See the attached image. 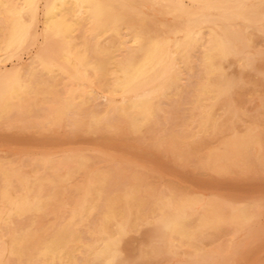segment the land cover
Instances as JSON below:
<instances>
[{"label":"bare ground","instance_id":"bare-ground-1","mask_svg":"<svg viewBox=\"0 0 264 264\" xmlns=\"http://www.w3.org/2000/svg\"><path fill=\"white\" fill-rule=\"evenodd\" d=\"M156 16L161 18L158 23ZM263 21L264 0H0V122L11 130L71 126L100 132L99 136L120 131L130 135L155 120V101L167 103L178 97L180 107L168 103L171 120L160 123L156 119V146H167L173 156L185 158L189 167L208 175L233 179L263 175L264 97L255 103L263 120L255 117L260 122H254L250 117L254 123L240 124L241 130L228 132L229 127L219 126L226 122L217 123L214 110L216 99L229 95L237 77L221 62L230 65L245 55L248 46L245 28L238 23L247 27ZM217 76L220 84L214 80ZM198 135L208 138L197 144L193 140ZM0 152V262L7 258L11 264H115L123 255L121 240L142 222L152 227V238L173 256L172 264H236L240 249L255 237V231L264 230V198L248 201L218 191H191L189 186L190 191L174 189L176 185L154 191L149 187L154 184L121 167L119 178L113 180L116 173L109 166L105 171L102 165L101 170L90 167L95 163L93 156L78 148L54 151L60 155L46 149L21 155L16 150ZM96 153L100 160L118 164V158L99 149ZM36 216L45 219L39 227ZM92 232L97 234L94 244Z\"/></svg>","mask_w":264,"mask_h":264},{"label":"rangeland","instance_id":"rangeland-1","mask_svg":"<svg viewBox=\"0 0 264 264\" xmlns=\"http://www.w3.org/2000/svg\"><path fill=\"white\" fill-rule=\"evenodd\" d=\"M160 17H155L154 18V20H155V22H159L160 21ZM239 24V26H240V28L244 31V28H245V32H244V34H245V36H246V39H247V44H248V46L247 47H245L244 48V52H245V55L244 56H239L238 58H235V59H233L232 60V62H231V64L230 65H228L229 64V62H225V61H222L221 63L223 64L222 65V67L224 68L225 66V70H228L230 73H233V75L236 77L235 78V81H234V84H233V86H232V89H231V92L229 93V95H222V96H220V97H218L217 99H216V101H215V105H214V110L216 111L215 112V116H216V118H217V123H219L220 124V122H219V120L221 121V123H225V124H220L219 126H221L222 128L223 127H229V128H227V130H228V132H229V130H230V132H232V131H234V130H236V129H239V130H241L242 129V126H243V124H245V123H247V124H253L256 120H258V118H255V117H260V118H262L261 117V114H259V112H257L256 110H259V109H257V102H258V99L259 98H263L264 97V58L262 57V55L264 56V32L263 31H261V30H263L264 29V21L263 22H261L260 24H261V26H260V24L257 26L256 24H249L247 27L246 26H244L241 22H239L238 23ZM242 26V27H241ZM263 27V28H262ZM250 29V30H249ZM253 29H254V31H253ZM256 29V30H255ZM256 31V32H255ZM252 32V33H251ZM263 32V33H262ZM255 33H256V35H257V37H255L256 35H255ZM259 35H258V34ZM262 33V35H260ZM253 34V35H252ZM249 37V38H248ZM253 37V38H252ZM262 37V38H261ZM252 39V40H251ZM255 39H257V40H255ZM263 39V40H262ZM261 40V41H260ZM251 41H252V43H251ZM257 43H256V42ZM259 42V43H258ZM256 43V44H255ZM238 45L239 46H241L239 43H238ZM250 46L252 47V48H250ZM261 46H262V48H261ZM256 47H258V48H255ZM254 48V49H253ZM248 50V51H247ZM251 54H250V53ZM249 54V55H248ZM250 55H251V57H250ZM252 55H254V56H252ZM248 56V57H247ZM241 58V59H240ZM242 58L244 59L243 61H242ZM247 58H248V60H247ZM260 59V61H259V59ZM245 59L247 60V61H245ZM256 59V60H255ZM241 60V61H240ZM262 60V61H261ZM256 61V62H255ZM237 62V63H236ZM240 63H241V65H240ZM242 63H243V65H242ZM225 64V65H224ZM227 64V65H226ZM233 64V65H232ZM234 64H235V66H234ZM257 64V65H256ZM238 65V66H237ZM250 65V66H249ZM242 66V67H241ZM246 66L247 67H249L248 68V70H247V68H246ZM258 66H260V69H259V67ZM237 67V68H236ZM246 69H245V68ZM257 67V68H256ZM230 68H231V70H230ZM235 68V69H234ZM263 68V69H262ZM238 69V70H237ZM235 70V71H234ZM242 70L245 72H242ZM250 70V71H249ZM253 70V71H252ZM247 71H248V73H247ZM237 72V73H236ZM240 72V73H239ZM242 72V73H241ZM249 72H250V74H249ZM251 73H253V75L251 74ZM260 74V76L262 75V77H260L259 76V74ZM237 74V75H236ZM257 74V75H256ZM243 76H245V77H243ZM250 76V77H249ZM252 77V78H251ZM220 78V76H217V78H214V80H215V82L217 83L218 82V84H220L222 81H219L218 79ZM260 80H259V79ZM263 78V79H262ZM247 79L250 81H247ZM253 80V82L251 81V80ZM258 79V80H257ZM217 80V81H216ZM220 80H221V78H220ZM245 80V81H244ZM238 81V82H237ZM255 81V82H254ZM262 81V82H261ZM249 82V83H248ZM259 82H261V83H259ZM251 83V84H250ZM254 83H255V87H254ZM249 84V86H251L250 88H251V91H250V88L249 87H247L246 85H248ZM259 85V86H258ZM238 86H240V88L238 87ZM253 86V87H252ZM261 86V88H259ZM243 88L245 89V88H247V90L245 89V90H243ZM249 88V89H248ZM254 88V89H253ZM258 88V89H257ZM238 89H241V91L239 90L238 91ZM259 89H261V90H259ZM233 90V91H232ZM248 90H249V92H248ZM252 90H254V91H252ZM237 91V92H236ZM245 91H246V93H245ZM233 92H234V95H233ZM242 92H243V95H242ZM248 92V93H247ZM257 92H259V93H257ZM235 93H237V94H235ZM240 93H241V95H240ZM246 95H245V94ZM251 93V94H250ZM249 94V95H248ZM252 94H254V95H252ZM257 94H260V95H257ZM233 96V97H232ZM243 97V98H241V97ZM248 96V97H247ZM231 97V98H230ZM247 97V98H246ZM227 98V99H226ZM237 98H238V100H237ZM241 98V99H240ZM250 98V99H249ZM173 99V100H172ZM176 99V100H175ZM224 99H226V100H224ZM256 99V100H255ZM169 101H170V104H172L173 106L174 105H176V107L175 108H178V106L180 107V102L178 101L179 100V98L178 97H173V98H169L168 99ZM167 100V101H168ZM228 100H230L229 102H228ZM263 100H264V98H263ZM169 101L167 102V103H165L164 101H162V100H160V101H155V103H154V110H155V120L154 121H151V122H149V123H147L142 129H141V132H137V133H131L130 132V135H129V132H124V134H123V132L122 131H120V132H116V133H114L113 135H106V134H104V136L103 135H100L99 136V134H100V132L98 133V132H95V133H92V132H89V131H85V129H78V128H74V127H71V126H64L66 129L64 130V127H61L60 128V130L58 129V128H51V129H49V130H46V129H39V128H31L30 130L29 129H22L21 127H16V129H13V130H11V129H9L6 125H5V123H2L1 124V122H0V138H2V140H0V151L1 150H7V152H9V151H12V150H16L17 152H18V154L19 155H21V154H30V153H34V152H37V151H44L45 149L46 150H48V151H51V152H54V151H59V150H65V149H69V148H78V149H83V150H87L92 156H93V160L95 161V163L93 164L92 162L90 163V167H94V166H96V167H98V169H100V167H101V165H102V167H101V169L102 170H106V168H107V170L110 168V171H112V172H115L116 173V175L113 173V175H115V176H113V180L114 179H117V178H119V174H117L118 173V169H119V167H121L120 169H124V168H129V170H132V171H136L140 176H141V178L143 179V181L144 182H147V184L149 183V184H154V185H152V186H150L149 185V187L150 188H153V190L155 191H160V189L162 190V189H164L165 188V186H167V187H171V188H174L175 187V185H176V187L174 188V189H180V187H181V189H188L187 191H190L189 189L191 188V191L192 190H200V191H203L204 193H206V194H212V193H216L217 191V193L218 194H222V195H225L226 197H233V198H237V197H243V198H246L248 201H251V199H254V198H264V188H263V186H264V183L262 184V186H258V185H260L261 183H262V181L264 182V177H261V176H264V174L262 175V174H257V175H253V178L251 177V175L249 174V175H246V176H239V178L238 177H234V179L232 178V177H219V176H216V175H214L213 173V175L212 174H210L211 172H209V175L207 174V171H205V172H201L199 169H197L196 171H195V169L192 167L191 168V165H190V167L188 166L189 164V162H188V160L186 161V159L185 158H183L182 160H181V158H176L175 156H173L170 152H169V150H168V148H167V150H166V147L167 146H162L161 148H159L158 146H156L155 144V142H156V139H157V137H158V134H157V131L159 130V126H158V122L156 121V119H158V121L160 122V123H163L164 121H167V120H171V115H172V111H170V113L168 112L169 110H171V108H169L170 106H169ZM219 101V102H218ZM222 101H224V102H222ZM238 101H239V103H238ZM254 101V102H253ZM156 102H157V104H156ZM220 102H222L221 104H220ZM227 102V103H226ZM244 102V103H243ZM218 103V104H217ZM225 103V104H224ZM238 103V104H237ZM243 103V104H242ZM256 103V104H255ZM160 104V105H159ZM231 104V105H230ZM156 105V106H155ZM230 105V106H229ZM239 105V106H238ZM244 105V106H243ZM165 106H167V107H165ZM224 106V107H223ZM229 106V107H228ZM244 108V109H242V107ZM246 106V107H245ZM232 107H233V110H234V112H233V110H232ZM221 108H222V110H221ZM251 108H252V110H251ZM255 108H256V110H255ZM169 109V110H168ZM218 109V110H217ZM227 109H228V111H227ZM229 109H230V111H229ZM240 109V110H239ZM252 111H250V110ZM175 111H177V109L175 110ZM224 111H225V113H224ZM236 111H238V112H236ZM244 111V112H243ZM168 112V113H167ZM178 112V111H177ZM228 112L230 113V114H228ZM236 112V113H235ZM251 115V114H253L254 116H250L248 113ZM253 112H255V113H253ZM223 113V114H222ZM218 114V115H217ZM221 114V115H220ZM225 114V115H224ZM233 114H234V116H233ZM245 114H246V116H245ZM257 114H259V115H257ZM256 115V116H255ZM222 116V117H221ZM230 116H231V118H230ZM224 117V118H223ZM235 117V118H234ZM252 118V120L254 119H256L253 123L251 122V118ZM221 118H223V119H226V120H222ZM245 118V119H244ZM247 118H249V119H247ZM238 119V120H237ZM243 120H244V122H243ZM249 120V121H248ZM263 120V118L260 120V121H262ZM231 123H230V122ZM238 121V122H237ZM241 121V122H240ZM259 121V120H258ZM258 121H256V122H258ZM259 121V122H260ZM236 122V123H235ZM157 123V124H156ZM160 123H159V125H160ZM229 124H231L232 125V128H231V125H229ZM237 124L239 125L238 127H237ZM242 126H241V125ZM222 125H224V126H222ZM3 127H5V128H3ZM7 127V128H6ZM194 126H192L190 129L191 130H195V127L193 128ZM241 127V128H240ZM6 129H8V130H6ZM19 129V130H18ZM145 129V130H144ZM233 129V130H232ZM38 130V131H37ZM52 130V131H51ZM69 130V131H68ZM82 130H84L83 132H81ZM151 130V131H150ZM224 130L225 131H227L225 128H224ZM238 130V131H239ZM2 131V132H1ZM6 131V132H5ZM28 131V132H27ZM58 131V132H57ZM73 131V132H72ZM145 131V132H144ZM11 132V133H10ZM46 132V133H45ZM57 132V133H56ZM75 132V133H74ZM122 132V133H121ZM149 132V133H148ZM227 132V133H228ZM36 133V134H35ZM52 135H51V134ZM68 133V134H67ZM74 133V134H73ZM77 133V134H76ZM92 133V134H91ZM127 133V134H126ZM151 133V134H150ZM9 136H8V135ZM49 134V135H48ZM81 134H82V136H81ZM119 134V135H118ZM121 134V135H120ZM148 134V135H147ZM153 134H154V137H153ZM1 135H2V137H1ZM17 135V136H16ZM43 135H44V137H43ZM90 136V137H87V136ZM92 135V136H91ZM138 135H140V136H138ZM12 138H11V137ZM13 136H15V137H13ZM18 136L19 137H22V138H19L18 139ZM34 136V137H33ZM39 136V137H38ZM48 136V137H47ZM52 136H54V138L52 137ZM68 136V137H67ZM69 136H70V138H69ZM95 136V137H94ZM126 138H125V137ZM133 136V137H132ZM6 137V138H5ZM7 137L9 138L8 140H7ZM31 137V138H30ZM42 137V138H41ZM52 137V138H51ZM64 137V138H63ZM80 137V138H79ZM86 137H87V139H86ZM92 137V138H91ZM101 137V138H100ZM105 139H104V138ZM114 137V138H113ZM142 137V138H141ZM208 138V136H200V135H198V136H196L195 138H194V140L193 141H195V142H197V144L198 143H201V142H199V140H201V139H203V140H206V138ZM5 138V139H4ZM13 138H16V141L13 139ZM58 138V139H57ZM68 138V139H67ZM96 138V139H95ZM112 140H111V139ZM117 138V139H116ZM129 138V139H128ZM24 139V140H23ZM60 139V140H59ZM102 139H103V141H102ZM127 139V140H126ZM136 139V140H135ZM141 139V140H140ZM151 139V140H150ZM152 139H154V140H152ZM6 140V141H5ZM34 140H36V141H34ZM57 140V143L55 142V141ZM72 140H74V141H72ZM78 140L80 141V142H78ZM120 140V141H119ZM203 140H201V141H203ZM22 141V143H20ZM31 141V142H30ZM33 141V142H32ZM38 141H40V142H38ZM58 141H60V142H58ZM74 142V145H72V142ZM93 141V142H92ZM106 141V142H105ZM112 142V144H111V142ZM137 141V142H136ZM140 141H141V143L142 144H140ZM10 142V143H9ZM13 142V143H12ZM28 142V143H27ZM82 142H84L83 143V145H81V143ZM113 142H115V144L116 145H113L114 143ZM125 142H128V143H125ZM134 142V143H133ZM137 143V145L138 144H140V145H136V143ZM143 142H144V144H143ZM150 142V143H149ZM153 142V143H152ZM4 143V144H3ZM70 145H69V144ZM77 143V144H76ZM86 143V144H85ZM95 143H96V145H95ZM103 143V144H102ZM155 143V144H154ZM11 144V145H10ZM12 144H14V146L12 145ZM26 144V145H25ZM29 144V145H28ZM46 144V145H45ZM50 144H52L53 146H54V144H55V146L57 145V144H59V145H57L56 147L54 146V147H52V146H48V145H50ZM64 144V145H63ZM66 144V145H65ZM91 144V145H90ZM110 144V145H109ZM120 144V145H119ZM123 144H125V145H123ZM127 144V145H126ZM131 144V145H130ZM150 144V145H149ZM23 145H25V146H23ZM45 145V146H44ZM94 145V146H93ZM98 145V146H97ZM111 145H112V147L114 146V148H116V149H113L112 147H111ZM119 145V146H118ZM133 145V146H132ZM144 145V146H143ZM146 145H147V147H146ZM149 145V146H148ZM154 145V146H153ZM28 146H30V147H28ZM61 146V147H60ZM63 146H65V147H63ZM80 146V147H79ZM82 146V147H81ZM86 146V147H85ZM130 148H129V147ZM133 148H132V147ZM152 146V147H151ZM13 147V148H12ZM23 147V148H22ZM28 147V148H27ZM91 147V148H90ZM98 147V148H97ZM104 149H103V148ZM144 147V148H143ZM155 147H158V148H155ZM30 148V149H29ZM94 148V149H93ZM133 150H132V149ZM137 148V149H136ZM150 148V149H149ZM153 148V149H152ZM25 149V150H24ZM99 149L100 151L102 150V152H104V153H106L107 155H110L111 157H115V158H118L117 160H118V164H120V165H118L117 164V162L115 161V163H114V161L113 160H110V159H102V160H100L98 157H97V150ZM108 149V150H107ZM121 149V150H120ZM136 149V150H135ZM37 150V151H36ZM127 150V151H126ZM139 150H141V151H139ZM144 152H143V151ZM151 150V151H150ZM159 150V151H158ZM113 151V152H112ZM130 151V152H129ZM131 151H133V152H131ZM150 151V152H149ZM155 151V152H154ZM158 151V152H157ZM161 151V152H160ZM124 152V153H123ZM125 152H126V154H125ZM136 152V153H135ZM147 152V153H146ZM151 152H153V153H151ZM162 152L165 154H169V155H167V156H165L164 154H163V157H162ZM0 153H2V152H0ZM108 153H110V154H108ZM138 153H139V155H138ZM160 153H161V156H160ZM54 154H57V155H60L61 154V152H54ZM96 154V155H95ZM115 154V155H114ZM142 154V155H141ZM144 154V155H143ZM150 154H152V155H150ZM172 156H171V155ZM113 155V156H112ZM156 155H158V156H156ZM95 156V157H94ZM119 156V157H118ZM125 157V158H122V157ZM154 156H155V158H154ZM169 156V157H168ZM173 158V159H171V157ZM141 157V158H140ZM149 159H147V158ZM150 157H152V159L150 158ZM159 157H161V158H159ZM156 158H159V159H157L156 160ZM165 158H167L168 159V161H167V159H166V161H165ZM136 159H138V160H136ZM143 159H145V160H143ZM171 159V160H170ZM179 159V160H178ZM129 160V161H128ZM143 160V161H142ZM147 160V161H146ZM151 160V161H150ZM159 160L161 161L162 160V162H161V164H160V162H159ZM175 160V161H174ZM178 160V161H177ZM184 160V161H183ZM99 161V162H98ZM105 161V162H104ZM107 161V162H106ZM133 161H135L134 163H132ZM155 161V162H154ZM156 161H158L157 163H156ZM171 161H174V162H171ZM180 161V162H179ZM98 162V163H97ZM137 162H139V163H137ZM151 162V163H150ZM152 162H154V163H152ZM167 162V163H166ZM183 162H185L184 163V165H183ZM97 163V164H96ZM109 163V164H108ZM136 163V164H135ZM150 163V164H149ZM171 163V164H170ZM172 163H174L173 165H172ZM181 163V164H180ZM187 163V164H186ZM100 164V165H99ZM104 164V165H103ZM163 164H164V167L165 166H169L168 168L166 167L165 168V171H164V167H163ZM167 164H169V165H167ZM111 165H113V166H111ZM138 165V167H136ZM153 165V166H152ZM177 166L178 167V169H179V174H181V175H179L178 174V176L176 175L177 174V168L176 167H174V166ZM188 166V169H187V166ZM105 166V167H104ZM107 166H109V168L107 167ZM125 166V167H124ZM129 166V167H128ZM142 166V167H141ZM157 166V167H156ZM158 166H162L163 168H162V170L160 169V167H158ZM103 167H104V169H103ZM131 167H133V168H131ZM170 167L172 168V169H170ZM180 167V168H179ZM182 167H185L184 169H183V171L181 170L182 169ZM191 168V169H190ZM100 169V170H101ZM114 169H116V170H114ZM137 169H141V170H137ZM166 169H167V171H166ZM174 169V170H173ZM185 169L186 170H189V172H185ZM114 170V171H113ZM172 170V171H171ZM117 171V172H116ZM139 171V172H138ZM151 171V172H150ZM142 172V173H141ZM154 172V173H153ZM156 172V173H155ZM159 172V173H158ZM167 172V173H166ZM174 172H175V175H173L174 174ZM194 172H195V174H194ZM144 173V174H143ZM152 173H153V175H152ZM193 175H192V174ZM154 174H155V176H154ZM167 174V175H166ZM186 174H188V175H186ZM207 174V175H206ZM147 175H148V177H149V179H148V177H147ZM158 175H160V176H158ZM199 175V176H198ZM212 175V178L210 177ZM116 176H118V177H116ZM143 176V177H142ZM144 176L146 177V178H144ZM151 176H153V177H151ZM157 176V177H156ZM167 176V177H166ZM184 176V177H183ZM187 176V177H186ZM201 176V177H200ZM207 176V177H206ZM214 176V177H213ZM257 176V177H256ZM116 177V178H115ZM165 177V178H164ZM176 177V178H175ZM193 179H192V178ZM194 177H196V178H194ZM205 177V178H204ZM209 177V178H208ZM245 177V178H244ZM157 178V179H156ZM169 178V179H168ZM175 178V179H174ZM184 179V180H182V179ZM190 178H191V180H190ZM201 180L200 182H201V184H200V182H199V180ZM202 178H204L203 180H202ZM207 178V179H206ZM216 178H220V180H222L221 182H220V180H218V179H216ZM260 178V179H259ZM159 179V180H158ZM164 179V180H163ZM195 179H197V180H195ZM210 179V180H209ZM246 179H248V180H246ZM256 179H258V180H256ZM161 180V181H160ZM172 180V181H171ZM175 180V181H174ZM178 180V181H177ZM226 180V181H225ZM232 181V182H230V181ZM158 181V185H159V187H158V185L156 184V182ZM164 183H163V182ZM171 181V182H170ZM185 181V182H184ZM187 181H191V182H187ZM203 181H204V183H203ZM219 181V182H218ZM242 181L246 184V186H245V184L244 183H242ZM253 181H256V182H254L253 183ZM165 182H167V183H165ZM174 182V183H173ZM176 182H178V183H176ZM236 182H237V185H236ZM239 182V183H238ZM248 184H247V183ZM251 182V183H250ZM260 182V183H259ZM171 183V184H170ZM174 184V186H172L173 184ZM196 183V184H195ZM198 183V184H197ZM203 183V184H202ZM211 183V184H210ZM227 183V184H226ZM233 183H234V185H233ZM155 184H156V187H155ZM166 184V185H165ZM181 184V185H180ZM189 184V185H188ZM194 184V185H193ZM205 184H206V186H205ZM221 184H226V185H222L225 189H224V191H222L223 189H221L220 190V188H223V187H220L221 186ZM229 184H230V189L228 190V188H229ZM254 184H258L257 186L256 185H254ZM169 185V186H168ZM183 185V186H182ZM199 185V186H198ZM204 185L205 187H208L209 186V188L207 189V188H205L204 186H203V189L201 188L202 186ZM219 186V189H218V186ZM245 187H244V186ZM249 185H251V186H249ZM253 185V186H252ZM164 186V187H163ZM186 186H187V188H186ZM190 188H189V187ZM194 186V187H193ZM197 186H198V188H201V189H198L197 188ZM234 186V187H233ZM241 186V187H240ZM254 186H256V187H258V188H255ZM161 187V188H160ZM183 187H185V188H183ZM228 187V188H227ZM251 187V188H250ZM254 187V188H253ZM263 188V191L262 190H260V188ZM253 188V189H252ZM233 190V192H231L232 190ZM236 189V190H235ZM242 189V190H241ZM249 189V190H248ZM250 189H251V191H250ZM254 189L255 190H257L256 192L254 191ZM213 190V191H212ZM225 190H227V191H225ZM235 190V191H234ZM240 190H241V193H240ZM246 190H248V191H246ZM231 193H230V192ZM243 191V192H242ZM262 192V193H261ZM236 193H237V195H236ZM251 193V194H250ZM253 193V194H252ZM246 194V195H245ZM240 195V196H239ZM246 196V197H245ZM247 197H249V198H247ZM36 218H37V221H36ZM36 218H35V225L37 226V227H39L41 224H43L44 222H45V219L43 218V216L41 217H39V216H36ZM39 218V219H38ZM43 218V219H42ZM39 221V222H38ZM40 224V225H39ZM140 224L142 225V226H140ZM140 224H139V222L136 224L137 225V227L138 228H136L135 226L136 225H134L132 228H131V231L129 232V234L125 237V238H123L122 240H121V242H120V244H121V248H122V257H120V258H118V259H120V260H118L117 259V261H116V263L115 264H165L166 262H169V263H167V264H172V262H173V260H170V258L171 259H173L172 257L173 256H171V255H169L168 253H166L165 252V249H164V247L162 246V245H160V244H158L153 238H152V235H153V229H152V227L150 226V225H148V224H145V223H142V222H140ZM135 227V228H134ZM146 229V231H144L143 232V230L142 229ZM85 229H87V227L85 226ZM140 230V231H138V230ZM144 229V230H145ZM134 230V231H133ZM148 230H149V232H148ZM132 231H133V233H132ZM136 231H138V232H136ZM261 231H262V233H261ZM263 231L264 230H258V231H255V232H257V233H255V237H253L245 246L247 247H245V246H243L242 247V249H240V252H241V254L239 253L238 255H239V257H238V259L236 260V264H252V263H254V264H256V263H258L259 262V264H262L263 263V261H264V251H262V250H264V234H263ZM139 233H141V234H139ZM258 233H260V234H262V235H259L258 236ZM132 234V235H131ZM95 235V236H94ZM135 235V236H134ZM136 235H138V236H136ZM141 235H142V237H141ZM91 236H92V241H93V244L95 243V242H97L98 240H97V234L95 233V232H92V234H91ZM131 236L133 237V238H131ZM141 237V238H140ZM259 238V239H257V238ZM93 238H94V240H93ZM135 238V239H134ZM136 238H138V240L136 239ZM143 238V239H142ZM254 239H255V241H254ZM96 240V241H95ZM126 240V241H125ZM129 240H130V242H131V245H130V242H129ZM137 240V241H136ZM141 240V241H140ZM148 240V241H147ZM252 240H253V242H252ZM92 241H91V243H89L88 245V248H90L93 244H92ZM95 241V242H94ZM152 241V242H151ZM129 242V243H128ZM149 242H151V243H149ZM134 243L136 244V246L134 245ZM145 243V244H144ZM250 243V244H249ZM257 243V244H256ZM258 243H260V244H258ZM92 244V245H91ZM133 244V245H132ZM252 244H254L255 246H253ZM146 245H147V248H146ZM257 245H260V246H257ZM136 248H135V247ZM128 247V248H127ZM131 247V248H130ZM258 247V248H257ZM260 247V248H259ZM125 248H127L129 251H130V254L131 255H128L129 254V251L127 250V249H125ZM133 248V249H132ZM143 248V249H142ZM145 248V249H144ZM251 248H252V250H251ZM255 248H257V249H255ZM87 249V248H86ZM135 249H137V252H135L136 250ZM142 251H141V250ZM148 249V250H147ZM247 249V250H246ZM249 249V250H248ZM147 250V251H146ZM156 250V251H155ZM241 250H245V251H243V253H242V251ZM258 250V251H257ZM134 253H133V252ZM152 251H154V252H152ZM158 251V252H157ZM249 251V252H248ZM252 251H253V253H252ZM263 252V254H262V252ZM145 252V253H144ZM161 252H163V253H161ZM246 254H245V253ZM142 253V254H141ZM144 253V254H143ZM157 253H158V255H157ZM163 256H160V254ZM249 253V254H248ZM145 254H146V256H145ZM164 254V255H163ZM250 254H251V256H250ZM254 254V255H253ZM259 254H261V256L259 255ZM137 255H139L138 257H137ZM241 255V256H240ZM243 255H245V256H243ZM247 255V256H246ZM259 255V256H258ZM131 258H130V257ZM150 256H151V259H150ZM154 256V257H153ZM250 256V257H249ZM256 258H255V257ZM258 256V257H257ZM85 257V260H86V256H84ZM133 257H135V258H133ZM146 259H145V258ZM148 257H149V259H150V261L148 260ZM245 259H244V258ZM249 257V258H248ZM253 257V258H252ZM263 257V258H262ZM261 259V262L259 261L260 259ZM131 259V260H130ZM144 259V260H143ZM250 261H249V260ZM4 260H5V262H4ZM148 260V261H147ZM152 260V261H151ZM168 260V261H167ZM246 260V261H245ZM135 261V262H134ZM239 263H238V262ZM252 261V262H251ZM122 262V263H121ZM155 262V263H154ZM242 262V263H241ZM243 262H245V263H243ZM0 264H11V261L9 260V259H7V258H5V259H3V261L2 262H0Z\"/></svg>","mask_w":264,"mask_h":264}]
</instances>
